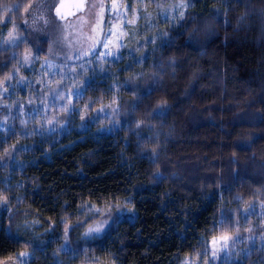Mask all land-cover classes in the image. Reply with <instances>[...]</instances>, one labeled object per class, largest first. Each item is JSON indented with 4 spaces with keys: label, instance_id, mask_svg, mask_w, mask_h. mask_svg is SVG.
<instances>
[{
    "label": "clouds",
    "instance_id": "9594fccd",
    "mask_svg": "<svg viewBox=\"0 0 264 264\" xmlns=\"http://www.w3.org/2000/svg\"><path fill=\"white\" fill-rule=\"evenodd\" d=\"M0 264H264V0H0Z\"/></svg>",
    "mask_w": 264,
    "mask_h": 264
},
{
    "label": "trees",
    "instance_id": "16d2710c",
    "mask_svg": "<svg viewBox=\"0 0 264 264\" xmlns=\"http://www.w3.org/2000/svg\"><path fill=\"white\" fill-rule=\"evenodd\" d=\"M148 208H149V211H151V206H148ZM148 223H149V224L152 223V218H151V216L148 217ZM161 223H162V225H163V222H161Z\"/></svg>",
    "mask_w": 264,
    "mask_h": 264
}]
</instances>
